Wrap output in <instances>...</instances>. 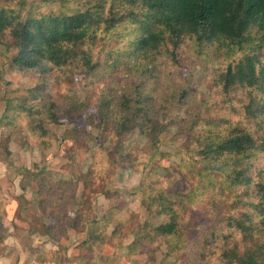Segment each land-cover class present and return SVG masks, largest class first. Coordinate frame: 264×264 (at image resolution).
<instances>
[{
  "label": "rangeland",
  "instance_id": "obj_1",
  "mask_svg": "<svg viewBox=\"0 0 264 264\" xmlns=\"http://www.w3.org/2000/svg\"><path fill=\"white\" fill-rule=\"evenodd\" d=\"M0 7L19 20L60 11L102 16L82 46L99 62L89 73L22 69L14 65L18 50L10 35L0 36L1 264H227L220 254L223 216L236 215L254 193L251 185L232 184V176L244 171L264 181V117H249L243 108L260 89L227 91L220 83L227 64L245 51L185 36L178 49L167 42L148 55L136 53L142 24L121 0H0ZM117 17L125 19L110 26ZM137 89L157 121L167 124L164 114L173 113L158 147L137 128L116 135L94 126L102 102L135 111ZM196 121L242 127L263 146L202 170L184 150ZM151 184L182 197L181 237L143 240L132 231L167 218L144 202L141 187L149 191ZM211 230L219 234L211 238Z\"/></svg>",
  "mask_w": 264,
  "mask_h": 264
},
{
  "label": "trees",
  "instance_id": "obj_2",
  "mask_svg": "<svg viewBox=\"0 0 264 264\" xmlns=\"http://www.w3.org/2000/svg\"><path fill=\"white\" fill-rule=\"evenodd\" d=\"M121 1L131 7L129 16L138 15L135 21L142 24L143 31L134 40L136 53L142 51L148 55L167 42L178 49L185 36L196 37L200 45L219 42L243 49L242 57L229 62L220 73V83L227 91L239 87L259 88L261 96L260 93L254 96L243 108L249 117H264V60L260 52L264 49V0ZM18 17L0 7V36L8 32L12 45L18 50L14 65L43 74L55 68L80 69L89 73L99 65L92 54L90 56L88 51L82 49L96 31L95 26L102 22L97 10L60 11L30 15L22 20ZM124 19L113 18L110 26ZM246 43L249 46H245ZM136 98L131 106L135 111L129 112L121 108L119 111L111 110L105 106L106 102L98 104L101 122L94 126H105V130L108 127L116 135L137 128L158 147L160 136L173 123V113L164 114L170 118L169 123H161L146 104L147 96L137 92ZM188 133L189 141L184 146L189 153L186 160L202 170L211 171L212 162L224 156L250 155L253 150L263 146L257 144L256 138L248 130L219 122L196 121ZM191 179H194L195 188L197 179ZM232 180V184L251 185L254 193L252 200H247L246 206L236 215L223 216L226 232L222 236L225 243L220 248V254L227 264H264V181H257L244 171H237ZM151 186L149 191L141 187L144 202H154L158 213L165 214L167 218L150 225L132 226V231L139 233L143 240L149 235L152 239L161 236L167 241L181 237L184 234V220L180 214L182 197H172L164 187ZM211 198L214 199L213 196ZM44 230L51 232L48 225H44ZM218 234L217 230H211V238ZM121 239L119 234L118 240Z\"/></svg>",
  "mask_w": 264,
  "mask_h": 264
},
{
  "label": "crops",
  "instance_id": "obj_3",
  "mask_svg": "<svg viewBox=\"0 0 264 264\" xmlns=\"http://www.w3.org/2000/svg\"><path fill=\"white\" fill-rule=\"evenodd\" d=\"M5 249V248H4ZM3 249L0 247V251H2ZM1 261V260H0ZM0 264H1V262H0Z\"/></svg>",
  "mask_w": 264,
  "mask_h": 264
}]
</instances>
